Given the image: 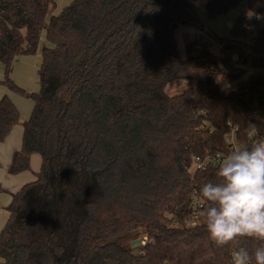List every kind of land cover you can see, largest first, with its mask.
<instances>
[{
  "label": "trees",
  "instance_id": "1",
  "mask_svg": "<svg viewBox=\"0 0 264 264\" xmlns=\"http://www.w3.org/2000/svg\"><path fill=\"white\" fill-rule=\"evenodd\" d=\"M242 1L69 0L45 24L51 0H0V84L33 102L9 173L41 158L6 208L3 264H231L234 246H215L191 215L215 168L189 166L192 155H226L232 131L247 144L249 124L264 136V28L243 40L252 32L245 22L264 19V0H247L220 39L223 61L203 32L181 58L175 28L193 24V5L214 20ZM43 30L39 88L28 92L10 73L16 58L36 52ZM180 80L195 85L162 93ZM19 121L2 96L0 141Z\"/></svg>",
  "mask_w": 264,
  "mask_h": 264
},
{
  "label": "clouds",
  "instance_id": "2",
  "mask_svg": "<svg viewBox=\"0 0 264 264\" xmlns=\"http://www.w3.org/2000/svg\"><path fill=\"white\" fill-rule=\"evenodd\" d=\"M246 133L247 144L237 143L214 164L216 182L199 187L205 203L197 215L215 246H234L231 264H264V138L255 124ZM245 238L259 241V246L251 252L238 246Z\"/></svg>",
  "mask_w": 264,
  "mask_h": 264
},
{
  "label": "rangeland",
  "instance_id": "3",
  "mask_svg": "<svg viewBox=\"0 0 264 264\" xmlns=\"http://www.w3.org/2000/svg\"><path fill=\"white\" fill-rule=\"evenodd\" d=\"M69 3V0H51V5L47 11L45 18V24L48 22L49 18L52 15L58 14L61 9ZM247 0H243L239 6L231 10L228 14L218 17L214 20H209L205 17L204 13L195 5H193L194 10L197 13V18L194 20L192 25L179 24L175 28V38L177 40L178 53L181 58L185 57V51L183 44L191 39L197 38L198 35H201L203 32L210 42L213 44V53L217 55L219 61L225 59L224 54L221 51H217V46L220 43V39L229 35V30L233 24L236 16L241 12V10L246 6ZM251 20V19H249ZM259 28H264V19H261V23L258 26H255L247 37H244V41L247 43H253L256 37L257 30ZM49 45L44 40V30L41 32V40L34 54L24 55L16 58L13 62L12 70L10 73V78L18 85H21V88H25L26 91H36L38 90V76L37 68L40 65L41 61V50L44 46ZM247 74L243 76L246 78ZM4 77V64L0 63V79ZM2 85V84H0ZM169 90L168 94H175L181 92L185 88H189L195 85V82L192 80H180L174 81L168 84ZM5 87V86H4ZM8 90L14 97L17 95L19 97V103H21L24 108L25 105L32 102L27 96L19 95L15 92ZM37 155V154H36ZM29 171V170H28ZM192 222H189V224ZM1 264V259H0Z\"/></svg>",
  "mask_w": 264,
  "mask_h": 264
},
{
  "label": "crops",
  "instance_id": "4",
  "mask_svg": "<svg viewBox=\"0 0 264 264\" xmlns=\"http://www.w3.org/2000/svg\"><path fill=\"white\" fill-rule=\"evenodd\" d=\"M6 89V87L0 85V99L4 95H8L10 97V99L13 101V103L19 110L20 121L19 124L13 126L7 136L2 141H0V231L4 227L9 216V213L6 208L10 204L11 195L17 192L24 184L33 181L41 165L40 156L32 154L29 160V171L26 170L18 174L9 173V166L11 164L12 156L14 152L19 150L21 147V123L22 121L28 118L33 106V102H29L28 105H25V107L23 108L21 103H19V97L17 95L14 97V95H12ZM1 264H3L2 260Z\"/></svg>",
  "mask_w": 264,
  "mask_h": 264
},
{
  "label": "built area",
  "instance_id": "5",
  "mask_svg": "<svg viewBox=\"0 0 264 264\" xmlns=\"http://www.w3.org/2000/svg\"><path fill=\"white\" fill-rule=\"evenodd\" d=\"M249 19H251V20H249ZM249 19L245 22L244 26L248 29L253 30V28L255 26H258L261 23L262 18L256 16V17H250ZM202 41L205 43L206 48L208 50H212L214 48L213 44L210 42V40L208 39V37L206 35L202 36ZM220 49H221V44H219L217 46V51H220ZM260 137L264 138V136H262V135H260ZM226 140L231 143V150H232V147H234L237 144L234 140L233 131L229 135L226 136ZM248 142H249V140H248ZM223 156H224V154H220V153L215 154V156H213V157H206V158H202L198 155H192L191 160H190L189 169L191 170V172H194L197 170H204L209 165L214 166V164L218 163L219 159ZM201 207H202V201H201L200 197L194 193L193 201L191 204V215H192L193 219L198 216L197 213L200 211ZM231 251H232V249L230 250V258H231Z\"/></svg>",
  "mask_w": 264,
  "mask_h": 264
},
{
  "label": "water",
  "instance_id": "6",
  "mask_svg": "<svg viewBox=\"0 0 264 264\" xmlns=\"http://www.w3.org/2000/svg\"><path fill=\"white\" fill-rule=\"evenodd\" d=\"M182 24H185V22H183ZM134 242H137V241H134Z\"/></svg>",
  "mask_w": 264,
  "mask_h": 264
}]
</instances>
